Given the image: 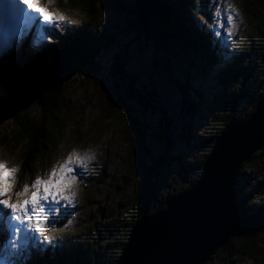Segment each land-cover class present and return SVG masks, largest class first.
<instances>
[{
    "label": "rangeland",
    "instance_id": "obj_1",
    "mask_svg": "<svg viewBox=\"0 0 264 264\" xmlns=\"http://www.w3.org/2000/svg\"><path fill=\"white\" fill-rule=\"evenodd\" d=\"M75 2L39 0L36 7L46 6L53 16L52 23L42 22V25L31 19L37 15L21 14L25 26L29 23L31 28L7 35V43H3L2 33L8 31L5 28L0 31V67H4L0 76V96L12 103V107L0 115V161L8 169H17L11 192L21 191L37 176L46 179L53 167L59 169L73 150L87 163V167L75 170L77 179L69 184L68 192L74 195H69L67 200L60 199L50 216L53 223L44 225L43 235L55 239L41 242V236L22 229L17 237L18 247L12 250L5 233L0 243L3 256L0 264L6 261L32 264V255L41 257L47 251L52 253L56 247L61 251L68 249V255L76 258L92 254L89 247L95 244H99L101 251L120 242L118 233L137 209L142 181L126 139L128 129L123 110L119 108L120 98L130 106L132 116L146 136L148 150L141 162L144 168L154 172L156 195L151 198V208H159L167 199L190 188L200 176L208 142L216 134V126L227 118L219 106L213 105L215 98L221 97L227 87L223 78L228 69L238 68L246 61L245 55L252 49L249 46L257 44L258 37L264 39V2L258 6L260 15L256 19L247 10L250 0H191L197 30L210 38L211 49L218 47L216 57L209 55L203 61L200 55L198 59L194 57L190 50L180 53L178 46L175 49L173 44L165 49L144 35L136 36L133 27L139 24V18L133 5L137 0H102L95 5L94 20L111 36L112 48L100 54L99 72L79 75L65 85L54 116L43 120L39 102L28 89L23 56L30 51H48L55 40H70L80 31L84 34L98 32L84 11L74 7ZM19 9L23 8L19 6ZM229 15L233 17L234 27L228 22ZM7 44L12 46L6 47ZM117 55L125 57L127 76L124 78L115 74L112 67ZM261 59L264 60V50ZM11 67L21 69L19 75L23 81L19 84L11 78ZM257 75L258 70L248 80L253 86L247 89L246 95L264 92L261 85L257 86L260 84ZM261 79H264V72ZM182 85L189 86L190 101L196 103V95L200 93L201 106L196 112L187 110L188 101L182 98L186 96ZM133 90L147 98L148 105H144V109L133 99ZM251 97L238 102L236 116L249 118L253 109ZM21 98L24 105L17 104ZM17 126L37 127L35 131H39L48 143L47 149L43 147V155L35 161L31 158L32 146L17 141L22 131H17ZM37 137L40 139L39 135ZM237 181L243 197L252 195V201L246 206L247 215L257 214L264 207V154L247 162ZM15 199L12 195L11 200ZM256 239L259 244L256 258L241 260L222 249L207 264H264V231L257 232ZM100 257L101 264H106V257L103 254Z\"/></svg>",
    "mask_w": 264,
    "mask_h": 264
},
{
    "label": "trees",
    "instance_id": "obj_2",
    "mask_svg": "<svg viewBox=\"0 0 264 264\" xmlns=\"http://www.w3.org/2000/svg\"><path fill=\"white\" fill-rule=\"evenodd\" d=\"M100 1L102 0H76L74 4V7L78 9L81 8L89 17V21H91V23L97 27L98 32L96 34H84L83 31H80L70 40H55L52 43V47L48 51L44 49L37 52L34 51L33 53L30 51L25 56H23V61H25L23 72L30 81H28V89L29 92L39 102L41 111L44 113L43 120L45 117L47 118L51 117L52 115L54 116L53 111L63 96L65 85L79 75H92L99 72L101 69L99 64L100 54L104 50H109L112 48L113 42L111 41V36L108 35L106 30H101L98 23L96 22V19L94 20L95 5ZM139 2L146 10V13L144 14V22L142 21L140 25L137 24L135 27H133L136 31V36L144 35L155 45L161 46L165 49L173 44L175 49L176 46H178L180 53H185V51L190 50L194 53V57L198 59V55H200L203 61H205L209 55H215L218 47L216 49H211V45L208 44L210 38H207L203 31L199 32L197 30V20L194 18L195 16L191 12L193 5L191 0H139ZM262 2H264V0H250L251 5L249 8H247L250 13L254 14L256 19L259 18L260 12L258 10V6ZM252 4H256V6L254 7ZM257 40V44L254 42L251 44V46H249L252 47V49L250 54L245 55L246 61L241 63L238 68L233 66V68L228 69L226 75L223 78L227 87L225 88L223 94H221V97L218 95L215 98L213 105L214 107L219 106L220 112L225 114L227 118L222 124L216 126V134L213 135V137L208 142L209 147L206 150L205 159L210 152L211 147L215 143V138L227 125L243 122L245 120L243 116H236V107L238 102L252 96L250 101L253 111L259 100L264 96V92H262L260 95H255L254 92L251 93L252 95H246L248 92L247 89L249 87L251 89L253 86L252 82H249L248 80H251L256 70H258L257 76L260 79V84L257 86L261 85L262 90L264 89V79H261L264 72V60L261 59L262 52L264 50V39L258 37ZM124 60L125 57L123 55H117L114 58V63L112 64L115 74L121 78L127 76L124 69ZM203 63L205 66H210V64H207L206 62ZM229 67H231V65ZM11 68V78L14 83L19 84L23 81V77L19 75L21 69L18 67ZM3 70L4 67H0V76L2 75ZM234 74L237 76H235V79H232L231 76ZM188 88L189 86L187 85L181 86V90L186 95L182 96V98L184 101L185 99L188 101V104L186 105L187 110L193 113L196 112L197 109L199 110L201 106V96L200 93H197L196 103L190 101L187 95ZM129 89H132V87L130 86ZM133 95V99L136 100L140 107L144 109V105H148L145 95H140L137 91H134ZM24 103L25 102L23 98L17 100L18 105H24ZM11 107L12 103L5 100L3 95L0 96V115L8 111ZM119 108L123 110L124 120L127 124L128 134L126 135V139L130 145L135 169L142 176L136 205L137 209L132 215L133 217L131 220L128 223H125L124 227L120 229L118 233L120 242L113 244L110 247H104V249L101 251L99 249V244H95L94 246L89 247L90 251H92V254H87L86 256H77L76 258H72L68 255V249L61 251L56 250V247L55 251H52V253L47 251L41 257L32 255V264H101L102 260L100 254H103V256L106 257V264H114L121 252L122 247L128 239V234L135 222L143 215H151L165 208L166 202H164L159 208H151V198H154L156 195V190L154 189L155 181L153 170L144 168L141 162L148 150L145 133L139 128L138 120L136 117L132 116L130 106L126 103L124 98H120ZM198 113L199 112L196 114ZM212 116L214 117V113ZM36 128L37 127L34 128L33 126H24L18 127L17 130H22L20 134L21 139L17 141L23 142L24 144H30L32 146L30 151L33 153L31 158L34 161L39 158V156L43 155V147L47 149L49 146L48 143L45 142L43 135H40L39 131H35ZM37 135H39L40 139L37 137ZM263 154L264 149L262 152L253 155L247 162H253L256 160V157ZM247 162L243 164L242 169L245 167ZM237 184L238 181L236 180L235 187L237 200L242 205L241 214L244 217H248L246 213V206L252 201V195L243 197V191L237 187ZM182 192L183 191H180L179 194ZM263 213L264 207L257 212V214ZM262 231H264V227L257 231L248 233L243 237L233 238L226 244L225 247L222 248L223 250H221L227 253H233L241 260L246 258L254 259L257 256L259 245L256 235L257 232ZM3 238L4 236L0 237V243ZM0 257L3 256L0 255Z\"/></svg>",
    "mask_w": 264,
    "mask_h": 264
},
{
    "label": "water",
    "instance_id": "obj_3",
    "mask_svg": "<svg viewBox=\"0 0 264 264\" xmlns=\"http://www.w3.org/2000/svg\"><path fill=\"white\" fill-rule=\"evenodd\" d=\"M138 22L146 10L139 0ZM264 149V96L249 118L215 138L197 181L135 222L114 264H207L233 238L264 227V213L244 217L235 183L243 164Z\"/></svg>",
    "mask_w": 264,
    "mask_h": 264
},
{
    "label": "snow or ice",
    "instance_id": "obj_4",
    "mask_svg": "<svg viewBox=\"0 0 264 264\" xmlns=\"http://www.w3.org/2000/svg\"><path fill=\"white\" fill-rule=\"evenodd\" d=\"M14 2L38 13V16L31 17L37 23H50L53 19L46 6L36 7L39 0H14ZM47 2L50 3L51 0H47ZM232 11L236 12V9L232 8ZM216 14L219 16L220 11L217 10ZM60 19L63 17L61 16ZM227 19L229 24L234 27L233 17L229 15ZM11 46V44L6 45V47ZM87 159H91V157H87ZM80 167H87L85 158L80 157L73 150L59 165V169L53 167L46 179L37 176L30 185L26 184L21 191L12 193L11 189L14 186L17 169H8L4 162L0 161V237L7 234V244L10 249H17L19 243L17 237L22 229L41 236V242H51L55 239L53 236L43 235L44 225L53 223L50 216L60 199L67 200L69 195H74V193L68 192V187L69 184L76 181L75 170ZM12 195L16 197L14 201L11 200ZM5 264H14V262L6 261Z\"/></svg>",
    "mask_w": 264,
    "mask_h": 264
},
{
    "label": "bare ground",
    "instance_id": "obj_5",
    "mask_svg": "<svg viewBox=\"0 0 264 264\" xmlns=\"http://www.w3.org/2000/svg\"><path fill=\"white\" fill-rule=\"evenodd\" d=\"M13 2H14V0H13ZM19 6L21 8H23V9L18 13L17 18H16V23H15V25H13L11 23V26H9L8 23H10V20L12 22V18L10 16V14H8L5 11L6 8H8L9 6L6 7L4 4L3 5L0 4V8H2L5 11V13H4L5 18L0 17V31H2L4 28H5L6 31H8V32L2 33V36H3L2 39H3V41H5L3 43H7L8 42L9 39H8L7 35H12L13 36V35H16L19 31H23L24 32V30H28V28H31L29 23H28V26H25V19L21 17V14H24L25 16L29 15L30 17H31V15L33 16L34 14L37 15V16L39 15L38 13H34V12H32V10L27 9L26 7L25 8L22 7V5H19ZM0 13H2V12L0 11ZM4 22H5V24L3 25ZM42 25H44V24L42 23Z\"/></svg>",
    "mask_w": 264,
    "mask_h": 264
}]
</instances>
